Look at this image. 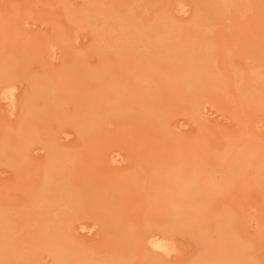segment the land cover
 I'll return each mask as SVG.
<instances>
[{
    "label": "rangeland",
    "instance_id": "rangeland-1",
    "mask_svg": "<svg viewBox=\"0 0 264 264\" xmlns=\"http://www.w3.org/2000/svg\"><path fill=\"white\" fill-rule=\"evenodd\" d=\"M0 264H264V0H0Z\"/></svg>",
    "mask_w": 264,
    "mask_h": 264
},
{
    "label": "bare ground",
    "instance_id": "bare-ground-1",
    "mask_svg": "<svg viewBox=\"0 0 264 264\" xmlns=\"http://www.w3.org/2000/svg\"><path fill=\"white\" fill-rule=\"evenodd\" d=\"M204 42V41H203ZM9 88V87H8ZM13 89H7V91H3V93L5 92L4 94V98L5 100H7V103L8 102H13V98H14V93H13ZM179 90V89H178ZM3 96V95H2ZM9 104V103H8ZM141 105V104H140ZM143 107V106H142ZM191 200V199H190ZM150 243L153 247L157 248V249H165V244L164 242L162 241V239H160V237L157 238V236H152L150 237ZM29 245V244H28ZM167 248V246H166ZM168 252V251H167ZM59 256V255H58Z\"/></svg>",
    "mask_w": 264,
    "mask_h": 264
}]
</instances>
